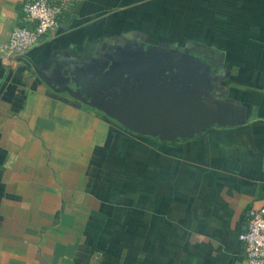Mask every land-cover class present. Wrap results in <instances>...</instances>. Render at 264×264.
<instances>
[{
  "label": "crops",
  "instance_id": "obj_1",
  "mask_svg": "<svg viewBox=\"0 0 264 264\" xmlns=\"http://www.w3.org/2000/svg\"><path fill=\"white\" fill-rule=\"evenodd\" d=\"M23 1L0 0V43ZM64 1L56 30L0 51V264H244L243 214L264 201V0ZM40 73L84 98L157 94L199 126L138 134Z\"/></svg>",
  "mask_w": 264,
  "mask_h": 264
},
{
  "label": "built area",
  "instance_id": "obj_2",
  "mask_svg": "<svg viewBox=\"0 0 264 264\" xmlns=\"http://www.w3.org/2000/svg\"><path fill=\"white\" fill-rule=\"evenodd\" d=\"M71 4L64 0H24L21 21L8 32L0 51L24 53L44 34L56 30ZM244 264H264V201L247 206L239 233Z\"/></svg>",
  "mask_w": 264,
  "mask_h": 264
},
{
  "label": "water",
  "instance_id": "obj_3",
  "mask_svg": "<svg viewBox=\"0 0 264 264\" xmlns=\"http://www.w3.org/2000/svg\"><path fill=\"white\" fill-rule=\"evenodd\" d=\"M41 79L54 91H66L76 96L90 106L99 109L103 114L113 119L129 131L149 136H157L160 139H168L167 135L175 134L180 138L191 136L199 126L196 119L189 118L186 108L173 103L170 99L160 98L157 94L153 100L147 102L143 95H124L116 104L100 105L95 99H85L78 95L69 86L57 89L48 81L43 74H39ZM120 103H126L119 107ZM118 106L114 108L113 106Z\"/></svg>",
  "mask_w": 264,
  "mask_h": 264
},
{
  "label": "flooded vegetation",
  "instance_id": "obj_4",
  "mask_svg": "<svg viewBox=\"0 0 264 264\" xmlns=\"http://www.w3.org/2000/svg\"><path fill=\"white\" fill-rule=\"evenodd\" d=\"M124 95H126L128 98H129V96L131 95V94H127V93H124V94H113V95H111V96H106V97H102V98H96L95 99V101L97 102V103H99L100 105H107V104H111V105H113V103L114 104H116L117 103V101L122 97V96H124ZM85 99H90V98H85ZM126 103H120L119 105V107H122V106H124ZM114 108H117L118 106H116V105H114L113 106Z\"/></svg>",
  "mask_w": 264,
  "mask_h": 264
},
{
  "label": "rangeland",
  "instance_id": "obj_5",
  "mask_svg": "<svg viewBox=\"0 0 264 264\" xmlns=\"http://www.w3.org/2000/svg\"><path fill=\"white\" fill-rule=\"evenodd\" d=\"M137 65H139V63H137ZM144 65H145V63L141 62V66H139V67H143V68H138V69H144L145 68Z\"/></svg>",
  "mask_w": 264,
  "mask_h": 264
}]
</instances>
